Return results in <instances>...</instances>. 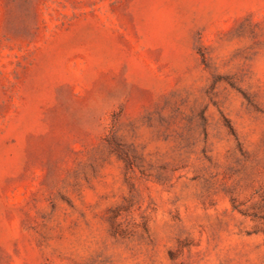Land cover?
I'll use <instances>...</instances> for the list:
<instances>
[{
	"label": "rangeland",
	"instance_id": "rangeland-1",
	"mask_svg": "<svg viewBox=\"0 0 264 264\" xmlns=\"http://www.w3.org/2000/svg\"><path fill=\"white\" fill-rule=\"evenodd\" d=\"M0 264H264V0H0Z\"/></svg>",
	"mask_w": 264,
	"mask_h": 264
}]
</instances>
